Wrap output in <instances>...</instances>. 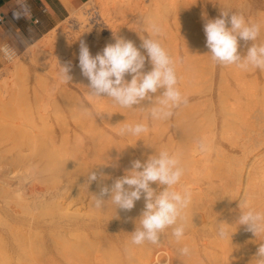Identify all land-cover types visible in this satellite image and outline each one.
Here are the masks:
<instances>
[{
    "label": "bare ground",
    "instance_id": "1",
    "mask_svg": "<svg viewBox=\"0 0 264 264\" xmlns=\"http://www.w3.org/2000/svg\"><path fill=\"white\" fill-rule=\"evenodd\" d=\"M118 1L121 5L124 3L127 8L132 4L131 1L133 2ZM181 1L183 3L184 0H150L154 9L155 6L161 9L159 12L153 11L154 14L150 13L159 15L162 11L182 7ZM134 2L135 6L133 4L129 8L136 11L139 6L137 0ZM218 2L225 4L226 0ZM114 5L122 8L119 3ZM208 6L210 7L206 4L200 6V15L208 12ZM104 7L106 8V5ZM118 11L115 7H107L104 15L114 30L113 40L105 38L99 42L101 39L96 37L100 40H97L98 44H94L95 42H88L87 36L80 37L90 50L100 53L102 44L115 43L117 38L131 40L132 37L138 36V32H135L137 30L131 31L133 24L127 28L115 23L113 19ZM194 12L197 13L193 11V15ZM181 13L179 15L182 18ZM81 21L84 22L85 18ZM174 23L180 26L178 21ZM84 24L88 26L86 28L89 33L95 30L91 28L89 20ZM185 24L186 22L181 24V27H186ZM175 25L174 30H179V38L183 39L179 32L184 33L187 28H183L185 31H181V27L176 30ZM166 28L167 36L174 33L169 31L171 29L168 25ZM191 28L195 30L196 27H190V31ZM59 31L61 33L60 29ZM85 33L81 35L84 36ZM193 33L195 34V31ZM93 35L92 38L95 39V34ZM173 35L165 38H173L176 34ZM185 37L184 41L179 39L182 50L169 54L174 59L182 58V62L176 65V71L179 87L187 96L188 104L175 110L173 117L167 121H146V111L121 108L110 99L92 98L86 85H74V82L48 85L41 91L31 89L37 104L30 102V107H21V111L23 108L28 111H25V118L20 109L16 108V113L21 116H13L16 119L12 117V120L6 122L10 131L13 127L17 129V133L18 129L19 132L20 129H25L26 133L24 131L17 135L14 132L16 135L12 136L8 134L2 141L3 149H0V264H70L73 260L74 264H128L133 260L139 262L147 256L167 264H254L253 257L264 237H256L252 232L246 231V226L237 225L236 221L240 215V200L250 196L252 205L256 207L262 199L258 200L257 204L253 202L264 196V151H254L255 144L251 143V134L257 136L261 131L260 127L264 125V71L254 69L242 72L235 66L214 64L205 44L202 45L204 48H201L195 44V36L192 35V39ZM204 39L206 38L199 40V43H205ZM203 40L204 42H201ZM176 41L177 39L171 48H176L173 46ZM257 42H264V39ZM170 43L167 45L171 46ZM239 43L243 47L241 54L245 55L251 42ZM175 44L177 46V42ZM163 45L166 46V43ZM171 48L166 46L168 51ZM76 56H79V53ZM35 62L40 64L41 67L38 68L42 72L45 68L44 58L39 55ZM148 64L144 71L151 70V64ZM18 68L20 67H16ZM126 79L130 80L131 77L126 76ZM12 87H0V104L3 105L1 109L7 105L4 98L14 90ZM17 93L19 95L14 99L21 96ZM26 95L24 99H28ZM148 103L143 102V106ZM15 107L19 108L18 105ZM32 116L33 121L30 118ZM21 118L25 120L21 121ZM51 120L55 121V125L65 124L62 130L58 125L61 130L59 131H71L72 140L74 139L79 149H70L69 146L72 147L73 144L67 143L68 140H46L50 138L51 133L58 132ZM36 122H40L41 126L36 125ZM138 122L149 123L150 130L143 137L117 134L124 124ZM200 138H206L210 145L206 154L197 150L196 141ZM48 143L51 147L47 146ZM38 144L47 146V149H36ZM161 149L183 154L182 162L186 174L181 184L187 185L193 194L192 203L186 211L185 238L177 243L169 229L161 237L158 246H132L131 233L139 226L137 219L145 206L143 197L130 211L116 209L110 200L97 209L94 206V195L99 193L100 181L91 183L94 190L90 192L86 188L89 185L87 176L93 169L103 185L111 186L115 179L123 177L131 170L133 160L140 159L143 162L149 155ZM152 187L157 186L153 184ZM104 199L108 200L110 196H105ZM81 200L85 201L81 207L85 206L86 211H91L87 216L85 212L72 206L75 201ZM220 222L230 225L229 231L233 233L231 240H221L217 237ZM184 245L190 247V256L178 254V249ZM59 257L62 259H58ZM71 258L73 260L69 261Z\"/></svg>",
    "mask_w": 264,
    "mask_h": 264
},
{
    "label": "clouds",
    "instance_id": "2",
    "mask_svg": "<svg viewBox=\"0 0 264 264\" xmlns=\"http://www.w3.org/2000/svg\"><path fill=\"white\" fill-rule=\"evenodd\" d=\"M17 3L18 8L12 13L13 19L30 17L31 10L26 0H17ZM261 27L260 23L249 22L240 13L222 12L220 18L208 20L204 32L211 61L226 67L235 66L242 72L254 69L264 71V42H257ZM147 31L150 35L142 38L140 46L146 50L147 56L133 41L124 38H117L115 43L107 44L95 56L90 53L88 45L81 41L78 66L89 81L87 88L90 97L110 99L121 108L146 111V121H167L173 117L175 110L188 104L187 96L179 87L176 71V65L182 62V58L174 59L164 47L160 39L164 35L163 27L157 21L150 19ZM239 41L245 44L251 42L245 55L238 50ZM0 52L9 60L15 56V50L7 45L0 46ZM146 60L151 64L149 71H144ZM70 70V65L59 64V79L62 83L71 81ZM126 76L131 79H126ZM145 101L149 102L147 106H143ZM149 130V123L138 122L124 124L117 134L141 138ZM196 144L202 154L210 150L206 138L198 139ZM182 159L183 154L179 151H155L143 162L140 159L133 160L131 170L115 179L111 186L103 185L93 169L88 174V184L100 181L99 193L94 195L97 209L110 200L116 209L130 211L143 197L144 210L137 219L139 226L131 233L130 245L158 246L161 237L169 229L177 243L185 238L186 211L192 203L193 194L187 185L181 184L186 174ZM153 184L157 187L153 188ZM105 196H110V199L105 200ZM251 199L245 196L239 201L240 215L236 224L246 226V231L256 237H264V210L254 207ZM229 226L224 222L219 223L216 232L219 239L231 240L233 233L229 231ZM178 254L190 256L191 249L184 245L178 249ZM253 259L254 264H264V240L259 243Z\"/></svg>",
    "mask_w": 264,
    "mask_h": 264
},
{
    "label": "rangeland",
    "instance_id": "3",
    "mask_svg": "<svg viewBox=\"0 0 264 264\" xmlns=\"http://www.w3.org/2000/svg\"><path fill=\"white\" fill-rule=\"evenodd\" d=\"M149 1L148 0H137L139 8L138 9L136 8L135 9L136 11H134L133 8H129V6L132 7L133 4L135 6L134 0H133V2L131 1L132 4L129 5L128 8L124 7V3L121 5V3L118 0L117 1L116 0L115 1L114 0H88L84 4L80 5L79 7H75L74 9H72L71 12L69 13L68 17H66L63 21H61L53 30H51L47 35H45L41 40H39L35 44L29 46L25 51H23L21 54H18L14 59H12L10 61L3 60L4 65L0 69V87L4 86V85H10V86H13L12 89H14L15 91L14 90L11 91V94L7 95V97L4 98L5 102H7V105H6L7 107L4 105L5 106L4 108L6 111H9V112H6L4 110V108L1 109V107L3 105L0 104V109H1L0 110V142L2 143V141H4L7 138L8 134L11 136L16 135V134L21 135V133L25 131V129H20V132H19V129H18V133H17V129L15 130V128L11 127V131H12L11 132L10 126L6 122L9 120H12L13 116L18 117L19 115L21 116V114H22V116L24 117L25 113L28 112L26 108L30 107V102H32L33 105L37 104L36 96H34V98L32 97L33 94L31 93V89L41 91V89H45L48 85L53 86V85L64 84L59 79V64L62 66H64V65H70L71 66V70L69 72V75L72 77V79L69 83L74 82V85L75 84L81 85V86L86 85V87L89 85L88 79L86 77H84L81 73V69L78 66L79 65L78 56H76L79 53L80 42H81L80 37L87 36L86 38L88 39V42H90V43L95 42L94 44H96V43L98 44L99 42L103 41L105 38L113 40L114 35H115L114 30L112 27H110V24H109L106 16H104L106 14L105 12H106L107 7H109V8L115 7V9H119L118 13L116 14L117 16L115 15V17L113 19V20H115L116 24H119V25L121 24V26H126L127 28H128V26L131 27L133 24V28L136 27L135 29L131 28V31L134 32L135 30H137L135 32H138V36L132 37L131 40L134 41L135 44L139 43V45L137 44L138 48H140V46H141L140 43H142V42H140V40H142V38L150 35V33L148 31H146L148 28V27H146V26H148V24L146 25V23L150 19H152V20L155 19V21H157L161 26L164 27L163 28L164 37L162 36L160 39L163 42V44L166 43L167 48H169V47L171 48L172 43L174 42L175 39H177V41H176L177 46L175 44L176 42L173 44V46L176 47V48L173 47L175 50L173 48H171L173 50L169 49V51H168L169 53H173V52L182 50V47L180 49L179 44H181L180 42L182 40L184 41V37H185L184 35H186L185 39H187L189 37H191L189 39H192V35L195 36V39H196L195 44L200 45L201 48H204V46H202V45H204V44L206 45V42L202 43V44L199 43L200 42L199 40H202L203 37L206 38V35L204 34L205 33L204 32V25L207 23L208 20L220 18L222 12L240 13V14L244 15V17L247 21L253 22V23H260L262 27H261V33H260L259 40L264 39V0H226L225 4L219 3L218 0H186V1L184 0L185 2L184 1H183V3H182V1L180 2V6H182V7H177L176 9H172V10L168 9L167 11H162L161 13H159V15H156V14L152 15L150 13V12L153 13V11L159 12L161 9L160 10L157 9L156 6L154 9V5L151 4V2H149ZM112 3H113V5H112ZM114 3H116V4L119 3L122 6V8L119 5H114ZM185 4L187 5V7ZM205 4H206V6L210 5V7L209 6L207 7L208 12L205 11L209 14L206 13V14L200 15L202 12L200 11V13H199L198 10H201L200 6H203ZM105 5H106V8L104 7ZM151 7H152V9H151ZM184 7H186V8H184ZM193 8H194V10H192ZM178 9L180 12L177 11ZM193 11L197 12V13L194 12L196 15L195 14L193 15ZM176 12H179V13L182 12L181 14H183V15L186 14L187 17H186V15H185V17L187 19L183 15H181L182 16V18H181L179 13L176 14ZM118 14H120L121 17H119ZM188 15H189V19H188ZM198 15H200V16H198ZM176 16L177 17L179 16L181 18V20H179L180 18L178 19ZM173 17H175V19ZM183 17H184V20H183ZM83 18H85L84 22L81 21V20H83ZM115 18H118L119 20L115 19ZM120 18H121V20L122 19L123 20L121 21ZM86 20L87 21L89 20L90 25H92L91 28H93V30L95 29L94 31L95 32L97 31L96 33H94V31H91V33L88 32L89 30H87V28H86L88 26L84 24L86 22ZM182 20L184 22H186V24H187V25L185 24L186 27H181V24L184 25V22ZM176 21H178V23H180V26L175 25L174 22H176ZM81 23H82V26H81ZM144 23H145V26H144ZM172 23H174L173 25L177 26L175 28L176 30H178L180 27H181L180 30L183 28H185V29L187 28L186 31H188L190 29V27H196L198 29L195 28V30H193L194 28L193 29L191 28L192 31L189 30V32H187L186 34H185L186 31L184 29H183L185 31L184 33L181 30L182 32H179V33H181V35H182L181 37L183 38V39H181V38H179L180 34H178L179 30L175 31ZM190 24H191V26H190ZM164 25L166 27L168 25L169 29H171L169 31L174 32V33H171L172 35L176 34L175 35L176 38L173 37L174 40H172L173 39L172 37H171L172 39L170 38L173 42H171V40L167 38L168 36H171V34L167 36L165 29H166V31H168V28H166ZM140 26H142V28ZM228 26L230 27V25H228ZM59 29L61 30V33H60ZM197 30H199L200 32ZM85 31H86V33H85ZM194 31H195L196 35L193 33ZM98 32H99V34H98ZM191 32H192V34H191ZM84 33L86 35H84V36L81 35ZM167 33H169V32H167ZM189 33L191 36L189 35ZM93 34H95V39L92 38V37H94ZM201 34H202V36H201ZM97 35H99V36H97ZM141 35H142V37H140ZM165 36H167L166 41H165V39H166ZM96 37H99L101 40L99 38L97 39ZM111 37H112V39H111ZM76 38H77V40H76ZM97 40L98 41L100 40V41L98 42ZM169 40L171 43L170 42L167 43V41H169ZM204 40L206 41V39H204ZM204 40L201 42H204ZM169 43L171 44V46L167 45ZM105 45H107V44H105ZM105 45L104 44L101 45V50H103L102 48H104ZM166 46H165V48H166ZM240 46H241V48H239L238 50H240V53H241V51L243 50V47H242V45H240ZM250 46H251V43L247 47H250ZM91 50L90 51L92 53L91 52L90 53L93 56H95L97 53H95V51H93V49H91ZM140 50H141L142 54L147 56L146 50H144L142 48ZM39 55H41L45 61V68L42 72L38 68V67H41L40 64L37 65L35 62V60L37 59V57ZM147 65H149V64L148 63L145 64V66H147ZM16 67H20V68L16 69ZM69 83H67V84H69ZM26 88H28L29 91L26 92ZM21 89H22V92H20ZM23 89H25V90H23ZM85 89H87V88H85ZM17 92H19L21 96L16 97V99H17L16 100V99H14L15 96L19 95ZM24 95H26V98H28V99H24V97H25ZM22 99H24V100L22 101ZM8 100H11V102H8ZM17 102H19V103H17ZM16 105H18L19 108L18 107L14 108V106H16ZM22 106L26 107V108H23L21 111ZM16 108L18 110L20 109L21 114L19 113V111H18L19 114L16 113L17 112ZM4 111L6 112V114ZM33 116L30 117L32 121H33ZM15 117H13V119H16ZM21 119H20L21 121L25 120L23 118H21ZM36 123H37L36 125L41 126L40 122H36ZM51 123L55 125V121L51 120ZM58 125H60V124H58ZM58 125H55L58 132L51 133L53 136L52 137L50 134V138L52 137L51 140H49L50 138H48L46 140L47 141L54 140V141H60V142L62 140H63V142L68 140L67 143H69L70 145L73 144L72 147L69 146L70 149H72V148L73 149H79L78 148L79 146L78 147L76 146L77 143L74 141V139L72 140V136H73L72 132L71 131L60 132L62 130V128H64L65 124L64 125L62 124V126L61 125L59 126L61 130L58 128ZM27 127H29V126H27ZM260 130L261 131H260V133H258L257 136H254V133L251 134L252 139H253L251 143L254 142V144H255L254 151H256L257 149H263V151H264V125H262V127H260ZM28 131H29V129H28ZM25 133H26V131H25ZM54 133H55V136H54ZM64 133H65V135H64ZM81 134H83V133H81ZM81 134H79V138L82 140ZM60 137H62L63 139ZM3 143L0 144L2 146V147L0 146V149H3V147H4ZM42 144H41V146H40V144H38L39 147L36 146L37 147L36 149H38V148L42 149L44 147V145H42ZM45 144H46V141H45ZM47 146L51 147L50 144ZM47 146L44 147L43 149H47ZM69 147L67 149H69ZM48 149H50V148H48ZM250 162H252V161H250ZM69 170H71V168ZM86 188L90 192H92L94 190L93 185H91V184L87 185ZM263 198H264V196L262 198L258 197V199L255 200V202H253V204H257L258 203L257 201L262 199L256 205V208L258 210H264ZM237 201H239V199ZM237 201H236V203H237ZM77 202H79V203H77ZM83 204H85L84 200L83 201L82 200L81 201H75L72 204V206H73V208L76 207L77 209L82 210L83 212L86 213V216H87V214L91 213V211H89V210L86 211L87 209L85 206L81 207V205H83ZM82 211H80V212H82ZM58 259H62V258L59 257ZM154 259H152V257L147 256L146 258H142L141 260H139V262H138V260H133V261H131L132 263L130 262L128 264H136V263L138 264L140 262L142 264H155L156 262L158 264L159 263L167 264V262H158ZM71 260H73V258H71L69 261H71ZM74 261L75 260H73L70 264H74L73 263ZM149 261H150V263H149ZM58 263L59 264H65V263H61V262H58ZM58 263H56V264H58ZM121 264H125V263L122 262ZM219 264H224V263L221 262ZM225 264H227V263H225Z\"/></svg>",
    "mask_w": 264,
    "mask_h": 264
},
{
    "label": "crops",
    "instance_id": "4",
    "mask_svg": "<svg viewBox=\"0 0 264 264\" xmlns=\"http://www.w3.org/2000/svg\"><path fill=\"white\" fill-rule=\"evenodd\" d=\"M88 0H26L31 10L30 17L13 19V11L18 8L17 0H0V44L7 42L21 54L35 44L68 17L75 7ZM0 53V69L4 65Z\"/></svg>",
    "mask_w": 264,
    "mask_h": 264
},
{
    "label": "built area",
    "instance_id": "5",
    "mask_svg": "<svg viewBox=\"0 0 264 264\" xmlns=\"http://www.w3.org/2000/svg\"><path fill=\"white\" fill-rule=\"evenodd\" d=\"M2 21H3V17L0 16V24L2 23ZM3 45H7V46H9L10 48H12L11 45H10L9 43H7V42H4V43H1V44H0V46H3ZM12 49H13V48H12ZM0 53H1V56H2V58H3L4 60H6V61H10L9 59H7V58L3 55L2 52H0ZM17 55H18V53L15 51V56H14V58H15ZM14 58H13V59H14Z\"/></svg>",
    "mask_w": 264,
    "mask_h": 264
}]
</instances>
